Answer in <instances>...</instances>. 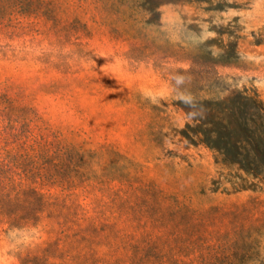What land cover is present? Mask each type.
<instances>
[{
  "label": "rangeland",
  "instance_id": "374dc122",
  "mask_svg": "<svg viewBox=\"0 0 264 264\" xmlns=\"http://www.w3.org/2000/svg\"><path fill=\"white\" fill-rule=\"evenodd\" d=\"M210 56L264 109V0L2 1L0 163L90 243L48 253L57 225L0 226V264H85L89 244L103 264H197L246 240L247 264H264V175L182 134L172 73Z\"/></svg>",
  "mask_w": 264,
  "mask_h": 264
},
{
  "label": "trees",
  "instance_id": "16d2710c",
  "mask_svg": "<svg viewBox=\"0 0 264 264\" xmlns=\"http://www.w3.org/2000/svg\"><path fill=\"white\" fill-rule=\"evenodd\" d=\"M2 1L4 0H0V3ZM220 58L210 56L205 64L194 61L191 67L172 73L171 86L174 95L179 98L178 105L192 122L186 125L182 134L188 142L196 144L198 140L213 150L217 161L222 165L253 175H264V109L255 99L256 94L251 95L246 89H236V84L231 82L233 78L219 72L218 68L225 65ZM52 144L53 141L42 138L44 152L47 151L46 146ZM6 165L0 163V226H5L4 232L29 230L46 221L48 226L57 225L59 235L49 242L46 251L52 252L48 253L58 249L59 244L68 247V251L71 247L78 249L76 244L79 240L90 243L89 239L82 237L71 240L75 234L71 235L69 207H64L67 209L65 212H58L59 203L41 191L40 187L31 184L36 180L25 185L20 173ZM23 174L44 176L42 172ZM52 176L48 179H52ZM86 231L88 229H83L82 232ZM251 242L252 240H246L228 252L220 246L213 254L202 251L197 264H247L255 251ZM82 248L88 251L82 256L75 255L76 259H82L87 262L85 264H103L96 258L90 244L89 247ZM147 248L150 250L149 245L145 249ZM186 249L187 247L183 251ZM48 253L47 256L54 255ZM150 257L146 260L142 257V260L137 261L131 257V263L179 264L174 255L168 259L165 257L166 260L159 259L160 262L151 260Z\"/></svg>",
  "mask_w": 264,
  "mask_h": 264
}]
</instances>
